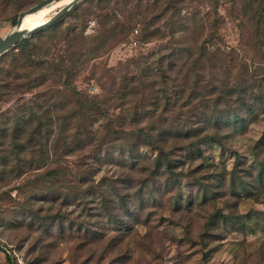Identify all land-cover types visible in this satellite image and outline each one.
<instances>
[{
  "label": "rangeland",
  "instance_id": "rangeland-1",
  "mask_svg": "<svg viewBox=\"0 0 264 264\" xmlns=\"http://www.w3.org/2000/svg\"><path fill=\"white\" fill-rule=\"evenodd\" d=\"M37 1L0 0V39L15 25L18 12ZM70 1L53 0L28 16L33 24L41 23ZM154 1L112 0L100 4V8H106L108 21L119 18L128 28L137 27L139 33L120 31L118 42L109 51L70 76L69 85L62 88L66 92L61 95L63 104L72 102L69 92L74 89L102 98L107 93L103 86L106 79L100 76L103 69L117 68L162 48L172 23L161 19L149 28L157 26L167 34L164 38H145L140 24L142 11H150L144 3L148 9H155ZM98 3L83 2L76 11H67L59 18L57 35L69 24L78 26L76 31L82 28L84 35L93 33L99 25ZM184 3L179 14L184 25L174 31V42L182 41L192 48L204 43L219 51L210 58L213 69L221 79L228 80V86L244 76L242 64L250 68L261 65L242 0ZM60 39L53 46L54 53L62 52L64 41ZM9 104H2V108ZM65 107L59 111L65 112ZM103 108L104 114L88 125L96 134L108 121L106 115L117 119L121 112L114 104ZM254 117L244 126L223 130L224 146L207 139L200 143L198 152L196 147L185 148L178 143L173 152L181 171L177 177L139 170L147 165L154 167L157 148L133 146L121 138L56 157L59 162L55 165L68 169L58 180L70 177L76 183L86 179L81 187L90 194L85 198L76 199L70 193L68 201L62 202V197L55 201L57 192L48 190L55 180L45 178L44 170L35 172L37 176L29 172L0 180V245L17 264H264V180L259 176L264 148L257 144L264 133V112ZM223 180L225 186H221ZM144 182L147 186L138 192ZM128 184L134 186L127 188ZM214 212L229 217L217 219L211 226L208 221ZM53 213L57 214L56 221L51 218ZM0 264H7L2 250Z\"/></svg>",
  "mask_w": 264,
  "mask_h": 264
},
{
  "label": "trees",
  "instance_id": "trees-1",
  "mask_svg": "<svg viewBox=\"0 0 264 264\" xmlns=\"http://www.w3.org/2000/svg\"><path fill=\"white\" fill-rule=\"evenodd\" d=\"M88 1L91 0L80 1L68 14ZM94 1L99 2L100 12L99 25L93 33L84 35L82 28L76 31L78 26L69 24L58 36L61 21L57 19L0 56V180L19 178L29 172L37 176L35 172L44 170L45 178L55 180L51 182L53 186H48L50 192H57L55 201L61 197L62 202L68 201L70 193L76 199L90 194L86 187H81L86 184L85 178L76 183L70 177L58 180L68 169L55 165L59 162L56 157L123 138L133 146L157 148L159 154L153 160L154 167L150 169L147 165L139 170L177 177L181 171L173 152L178 143L185 148L196 147L198 152H201L200 143L207 139L224 146L223 130L244 126L243 123L255 120L258 112H264V0H242L244 15L252 25V42L260 51L262 63L256 68L242 64L245 77L238 78L234 85L228 86V80L221 79L213 69L210 57L219 55V51L204 43L192 48L182 41L174 42V31L184 25L179 14L185 0H155V9H148L144 3V8L150 11H142L140 24L145 38L156 35L164 38L167 34L157 26L149 28L161 19H165L166 24L172 23L169 38L160 51L153 52L159 51L153 56L148 53L150 55L132 58L117 68L103 69L100 76L106 79L103 86L107 93L102 98L74 89L69 92L72 102L63 104L61 95L66 92L62 88L69 85L70 76L76 75L88 61L109 51L118 42L120 31L126 33L134 29L119 18L108 21L106 8H100V4L112 0ZM60 37L64 41L62 52L54 53L53 46ZM7 102L10 104L3 109L2 104ZM108 104H114L121 112L117 119L106 115L108 121L96 134L88 125L104 114L103 106ZM63 107L65 112L59 111ZM257 144L261 150L264 148V133ZM262 166L259 176L264 180V164ZM36 181L39 184L38 178ZM66 186L69 187L63 191ZM146 186L147 183H142L137 191ZM221 186H225L224 180ZM211 216L208 221L211 226L216 225L217 219L229 217L215 212ZM51 218L56 221L57 214L53 213ZM0 250L5 252L7 264H17L1 245Z\"/></svg>",
  "mask_w": 264,
  "mask_h": 264
},
{
  "label": "water",
  "instance_id": "water-1",
  "mask_svg": "<svg viewBox=\"0 0 264 264\" xmlns=\"http://www.w3.org/2000/svg\"><path fill=\"white\" fill-rule=\"evenodd\" d=\"M51 1L53 0H40L39 2L18 12L17 22L15 23L13 28L7 34H5L4 37L0 39V56L3 55L6 51H8L12 46L16 45L17 43L30 36L35 31H38L51 25L54 21L59 19L62 15H64L81 0H71L67 4L60 7L50 18L46 19L45 21L38 23L28 29L21 28L22 18L27 13L34 12L47 5Z\"/></svg>",
  "mask_w": 264,
  "mask_h": 264
},
{
  "label": "bare ground",
  "instance_id": "bare-ground-1",
  "mask_svg": "<svg viewBox=\"0 0 264 264\" xmlns=\"http://www.w3.org/2000/svg\"><path fill=\"white\" fill-rule=\"evenodd\" d=\"M42 8H43V7H42ZM42 8H40V9H42ZM40 9H38V10H36V11H34V12H29V13H27V14L22 18V22H21V28H22V29H28V28H30V27L36 25V24H33V22H31V20H30V18H29L28 15H30V14H32V13H35V12L39 11Z\"/></svg>",
  "mask_w": 264,
  "mask_h": 264
},
{
  "label": "built area",
  "instance_id": "built-area-1",
  "mask_svg": "<svg viewBox=\"0 0 264 264\" xmlns=\"http://www.w3.org/2000/svg\"><path fill=\"white\" fill-rule=\"evenodd\" d=\"M132 35H138V33H139V29L137 28V27H135L133 30H132ZM137 43V40L136 39H134L133 40V44H136Z\"/></svg>",
  "mask_w": 264,
  "mask_h": 264
}]
</instances>
